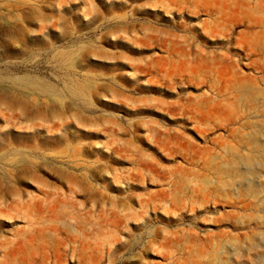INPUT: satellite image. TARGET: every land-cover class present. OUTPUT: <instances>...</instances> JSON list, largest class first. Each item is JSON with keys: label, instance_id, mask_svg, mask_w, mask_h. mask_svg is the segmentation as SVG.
Returning a JSON list of instances; mask_svg holds the SVG:
<instances>
[{"label": "rangeland", "instance_id": "374dc122", "mask_svg": "<svg viewBox=\"0 0 264 264\" xmlns=\"http://www.w3.org/2000/svg\"><path fill=\"white\" fill-rule=\"evenodd\" d=\"M219 2L0 0V264H264V101L228 87L264 54Z\"/></svg>", "mask_w": 264, "mask_h": 264}, {"label": "bare ground", "instance_id": "6f19581e", "mask_svg": "<svg viewBox=\"0 0 264 264\" xmlns=\"http://www.w3.org/2000/svg\"><path fill=\"white\" fill-rule=\"evenodd\" d=\"M223 1V0H222ZM212 2V1H211ZM249 1L247 0H224V2H219L221 4V6H218V13L219 15H221V17H225L229 20H233V21H240L241 18H244L246 20H248L249 22V26L246 28V32L247 33H251L250 36V45H251V49H257V51L260 54H264V20H261V17H264V0H252V6L249 7V4L247 3ZM251 3V1H250ZM248 4V5H247ZM215 6V5H214ZM220 7V8H219ZM257 16V14H260V19H256L254 16ZM262 15V16H261ZM32 17V16H31ZM42 18V17H41ZM39 18V19H41ZM259 18V15H258ZM33 19V18H32ZM38 19V18H37ZM29 20V19H27ZM43 20V19H42ZM30 22V21H29ZM31 24V23H30ZM5 25V24H4ZM9 31V30H8ZM16 32V31H15ZM12 33V32H11ZM22 33L21 29H18L16 35H19ZM249 37V35H248ZM9 45V44H8ZM10 49V48H9ZM6 49V50H9ZM21 50V49H20ZM23 51V49H22ZM255 52V51H254ZM261 61V60H260ZM264 66V65H263ZM264 69V68H263ZM219 73V72H218ZM222 76V74L220 75ZM226 76V75H225ZM235 75H233L234 77ZM231 77V76H230ZM220 78V77H219ZM222 78V77H221ZM229 78V77H228ZM224 79V78H223ZM233 80V79H232ZM12 81V80H11ZM14 81V80H13ZM28 81V80H27ZM30 82V81H29ZM261 82L264 86V77L261 78ZM248 83H251V81H247L246 78H238L235 77L234 80L232 82H230V84H228L233 91H235L240 97H245L243 99H245L247 101V103H253L254 102H258L256 101V99H261L264 101V88L262 90V92L259 90V92H249L247 89L248 87ZM28 84V82H27ZM227 85V84H226ZM47 88V87H46ZM53 88V87H52ZM226 88V87H225ZM50 89V88H49ZM229 89V88H228ZM63 90V89H62ZM227 90V89H226ZM228 91V90H227ZM73 92V91H71ZM262 94H261V93ZM74 93V92H73ZM251 93V94H250ZM71 94V93H70ZM76 94V93H75ZM6 94L0 96V107L3 106L7 109H11V108H17L19 110H22L25 105H26V101L23 100H18V99H9L7 98L8 96H5ZM236 95V94H235ZM5 96V97H2ZM70 96V95H69ZM80 96V95H79ZM260 97V98H259ZM13 98V97H11ZM17 98V97H16ZM242 99V98H241ZM242 99V101H243ZM244 101V102H246ZM229 103V102H228ZM235 103V102H234ZM259 103V102H258ZM246 104V103H245ZM222 105V104H221ZM229 106H233L229 104ZM250 105H248L249 107ZM255 106V105H254ZM262 106V105H261ZM247 107V104H246ZM263 107V106H262ZM258 108V107H257ZM228 109V108H227ZM227 109H224L225 111H228ZM253 109V107H252ZM25 110V109H24ZM223 110V109H222ZM219 113L221 112V109H219ZM249 121V120H248ZM246 123L247 120H246ZM251 123V122H249ZM252 127H259V122L256 121H252L251 124ZM253 138V137H252ZM250 139V138H249ZM1 141V139H0ZM251 144H252V148H261L262 144L260 143L259 140H254L251 139L250 140ZM253 150V149H252ZM19 167V166H18ZM220 170H222L224 173H230L231 170H236V168L234 167V165H221L220 166ZM237 172V171H236ZM251 172V171H250ZM238 173V172H237ZM249 174V173H248ZM233 175V174H232ZM231 179V178H229ZM249 185V184H248ZM252 187V185H249ZM248 187V186H247ZM250 188V187H249ZM248 188V189H249ZM251 189V188H250ZM251 192V191H250ZM257 192V191H256Z\"/></svg>", "mask_w": 264, "mask_h": 264}]
</instances>
